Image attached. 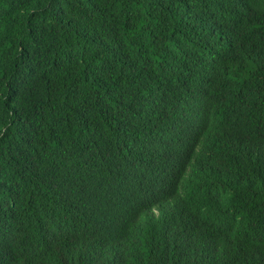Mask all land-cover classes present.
Masks as SVG:
<instances>
[{
  "label": "trees",
  "instance_id": "obj_1",
  "mask_svg": "<svg viewBox=\"0 0 264 264\" xmlns=\"http://www.w3.org/2000/svg\"><path fill=\"white\" fill-rule=\"evenodd\" d=\"M0 264H264V0H0Z\"/></svg>",
  "mask_w": 264,
  "mask_h": 264
}]
</instances>
